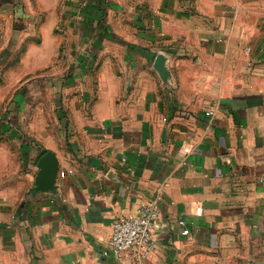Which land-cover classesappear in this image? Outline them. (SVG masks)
<instances>
[{"label": "crops", "instance_id": "0c3cea01", "mask_svg": "<svg viewBox=\"0 0 264 264\" xmlns=\"http://www.w3.org/2000/svg\"><path fill=\"white\" fill-rule=\"evenodd\" d=\"M183 1L103 0L124 17L93 21V82L61 83L67 116L40 99L0 122V264H264V19L246 18L264 8ZM42 48L28 74L50 72ZM47 152L55 190L37 193ZM157 196L151 256L110 253L114 222Z\"/></svg>", "mask_w": 264, "mask_h": 264}, {"label": "rangeland", "instance_id": "374dc122", "mask_svg": "<svg viewBox=\"0 0 264 264\" xmlns=\"http://www.w3.org/2000/svg\"><path fill=\"white\" fill-rule=\"evenodd\" d=\"M67 1L72 4L67 3L66 9L63 0H59L57 11L45 12L35 9L37 0H0V122L14 115L25 116L34 109L32 102L40 99L45 100L50 115L67 116L58 108L64 100L61 83L80 78L77 72L82 74L81 83L93 82V35L98 34L93 21L119 19L124 14L116 9L104 15L105 8L100 3L103 0H81L76 5L72 0H65V3ZM119 1L113 0V3ZM183 2L190 6L195 0ZM242 2L257 3L264 8V0ZM117 4L122 6L123 3ZM246 15H250L246 18L251 17L254 25L257 19L263 21L264 10H250ZM48 18L53 29L50 41L43 44L41 27ZM44 45L52 56L50 72L28 74L41 57L35 49H43ZM24 101H31L30 105L27 107Z\"/></svg>", "mask_w": 264, "mask_h": 264}, {"label": "built area", "instance_id": "2783aa9c", "mask_svg": "<svg viewBox=\"0 0 264 264\" xmlns=\"http://www.w3.org/2000/svg\"><path fill=\"white\" fill-rule=\"evenodd\" d=\"M194 148L191 144H184L179 156L183 162L193 154ZM64 177V174H61ZM161 197L157 196L144 204L136 215L121 217L117 219L112 227V237L109 242V251L116 256L132 254L137 261L148 259L155 250L154 231L158 226L160 215ZM200 206V205H199ZM201 215V209H198ZM184 228L183 235L188 236L184 221L179 222Z\"/></svg>", "mask_w": 264, "mask_h": 264}, {"label": "water", "instance_id": "95a60500", "mask_svg": "<svg viewBox=\"0 0 264 264\" xmlns=\"http://www.w3.org/2000/svg\"><path fill=\"white\" fill-rule=\"evenodd\" d=\"M163 62L162 58L156 60V68L161 72L160 66ZM39 170L36 182L35 192L37 193H51L55 190L56 179L59 170V163L56 155L52 152H47L42 155L37 164Z\"/></svg>", "mask_w": 264, "mask_h": 264}]
</instances>
